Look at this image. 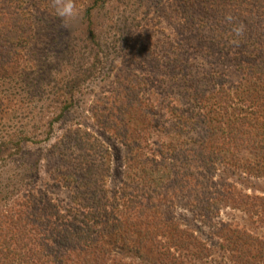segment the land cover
<instances>
[{
    "label": "rangeland",
    "instance_id": "1",
    "mask_svg": "<svg viewBox=\"0 0 264 264\" xmlns=\"http://www.w3.org/2000/svg\"><path fill=\"white\" fill-rule=\"evenodd\" d=\"M45 1L46 6L39 7L28 0L26 40L19 47L24 74L17 80L19 72L3 73L0 68V99H5L0 101V141L11 143L0 154V224L16 237V244H5L12 246V253L1 252V264L10 257L17 258V264L32 258L39 240L34 219L53 212V204L68 207L69 185L55 177L75 171L58 154L60 149L65 154L69 149L82 152L85 144L75 131L91 135L109 152L106 194L125 180L126 147L100 126V119L117 124L121 133L140 135L142 155L172 142L178 113L186 112L188 119L195 120L181 130L193 140L205 135L197 121L200 114L215 124L231 115L258 118L244 111L243 95L263 97L252 111H258L264 122V0H75L80 14L68 28L52 14V0ZM196 23L204 24L197 28ZM236 29H242L239 35ZM212 40L228 51L225 59H216L220 54L210 45ZM243 49L262 62L261 73L251 81L232 59ZM3 57L0 54V63ZM210 70L224 87L212 92L207 86L205 96L191 94L186 99L180 92L182 75ZM226 95L233 98L232 106L223 104ZM139 97L145 101L138 118L144 124L128 128V120L121 121L135 117ZM129 106L132 114H123ZM174 108L180 109L175 115ZM67 135L71 137L67 145H60ZM85 148L93 151L91 146ZM248 161L238 157L228 165L216 163L207 171H192L182 182H167L170 185L163 188L177 193L171 200L174 205L169 209L161 205L162 211L154 209L152 215L171 217L170 231L149 227L144 232L136 220L133 237L87 247L56 235L61 256L47 264H264V173L246 172ZM227 185L234 199L239 198L238 204L228 200L207 212L209 195ZM137 187L134 200L142 204L136 208L141 211L151 198L141 199L148 186L138 183Z\"/></svg>",
    "mask_w": 264,
    "mask_h": 264
},
{
    "label": "trees",
    "instance_id": "2",
    "mask_svg": "<svg viewBox=\"0 0 264 264\" xmlns=\"http://www.w3.org/2000/svg\"><path fill=\"white\" fill-rule=\"evenodd\" d=\"M29 2L30 5L32 2V4L39 7L46 6L45 0H29ZM29 2L28 0H0V54L4 55L0 68L3 73H7V70L19 72L16 75L17 80L25 71L23 62L20 61L19 47L26 40V33L23 31V28L29 20ZM203 24L196 23L195 27L201 28ZM194 37H197V34ZM218 37L227 38L221 33H218ZM214 42L212 40L210 45L214 47L215 52L218 51L220 54L216 59H225L223 55H228V51L220 44L216 46L213 44ZM238 54L239 56L235 54L232 57L235 66L237 70L243 71L248 76V81H251V78L261 73L259 68L262 62L253 60L249 51L244 50ZM15 57L19 61H14ZM173 57L178 59L176 60L177 62L180 61L176 57V54H173ZM182 76L179 79L181 83L180 92L187 95V97L185 96L186 99H189L191 94H195L194 97L196 98H198V93L205 96L208 92L207 86L210 87V91L212 92L217 91L218 86L219 88L224 87V82L217 81V75L213 70L195 75L189 74L188 71ZM173 80H175L174 77ZM1 98V102L2 100L5 101L4 96ZM140 98L142 97H139V100H137L139 104H137L136 108L134 107L133 114H136L135 117L123 118L121 121L122 123L124 120H128V128H134L139 123L144 124L141 119H138L144 108L141 105L145 103ZM224 98L227 100L223 102L224 105L229 107L234 104L231 96L227 97L226 95ZM259 98L263 97L243 95V99L240 102L243 104L244 111H251V115L258 116V118L252 119L248 116V113L244 115H231L225 121L222 120L218 123L215 121V124L213 122L214 119L209 120L202 117L201 115L203 114H200L199 117L201 119L197 121L204 126L205 135L197 140L185 137L181 132L186 125L192 124L195 120L188 119L189 117L185 116V114H188L186 112L178 113L179 108L172 109V114H180L176 115L175 118L174 127L176 131L173 132V136L171 135L172 142L163 143L154 150H150L146 155L141 154L140 135L132 136L128 132L121 133L117 124H111L105 119H100L103 120L98 121L100 126L105 131L121 138L122 143L126 147V159L123 163V168H125L123 177L125 180L121 179L120 187L113 193L108 192L105 194L106 165L108 166V164H105V161L109 160V152L99 142L95 141L91 135L80 130L75 131L74 135L76 138H80L85 147L91 146L93 151L83 146H81V153H72L70 149L68 152L66 151L67 154L62 153L61 149L58 151L62 161L70 164L73 170H75L74 172L65 174L57 173L55 177V179H59V181H63L69 185V205L67 208L61 209V206L53 204L51 210H54L53 212L49 215H44L45 217L43 218L39 217V221L37 218L34 219V222L40 227H37L39 236L38 247L36 252L31 255L32 258L26 259L24 264H47L53 260H58L61 256V247H59V243L55 239L57 238L56 235H64L68 243H76V246L87 247L98 245L101 241L102 243L111 245L112 243L133 237L136 232L132 227L136 225V220L140 223V228L144 232L145 229L147 232L149 227H153L150 229H162L165 232L170 231L173 225L171 217H168L167 214L155 216L154 214L152 215V211L156 209V212L160 213L163 207L160 210L159 206L162 205L168 209L173 206L174 204H171V200L174 196H177L176 190L164 189L163 187L170 185L167 182L177 180L182 182L186 176L192 174V171H207L216 163H219L218 165H228L238 157H246L249 160L244 166L246 172L254 176L263 175L264 122L262 119H259V115H257L259 114L258 111H252L253 106L258 108L256 104ZM126 108L127 110L122 113L131 115L132 107ZM70 139V135H67V138L61 140L60 145L66 146ZM63 142L65 144H62ZM8 144L11 143L7 140L0 141V154L4 152ZM56 147H53V149H56ZM72 159L75 163H70ZM253 163L254 165H252ZM138 183H144L146 187L148 186L142 192L141 199L151 198V201L144 204L141 211L136 208L141 207L142 204L140 206L134 200L139 194L137 193V189L139 188L137 187ZM159 183L161 186H159ZM159 188L160 191L158 192L157 189ZM230 188L232 187L227 185L220 190L216 189L212 195H209L207 207L204 206V209L207 212L211 208L212 211L220 209L221 206L227 204L226 201L228 200H232L233 204L237 205L239 198L234 199V193ZM162 190L164 192H161ZM214 193L216 194L213 195ZM240 195L238 194L239 197ZM139 196H141V193ZM246 197L250 198L247 195ZM156 200L159 203H153ZM240 200L243 201V198L240 197ZM46 202L52 204L51 201ZM50 204L48 203V205ZM244 204L239 205L242 206ZM59 209L63 211L61 214L59 213ZM135 211H140V214H135ZM71 212L80 213V217ZM254 214H256L255 211ZM152 220L154 221L152 222ZM71 221L74 223H71ZM2 225L4 223L0 224V253L4 251H6V254L12 253V246H6L5 244H16L15 236L14 234L8 235L7 228L4 226L3 229ZM145 234L147 235V233ZM112 236L118 238L112 239ZM45 257L50 258L49 261L45 260ZM35 258H37L36 261ZM5 260L8 262L3 264H17L18 261L15 257H10V261L8 258Z\"/></svg>",
    "mask_w": 264,
    "mask_h": 264
},
{
    "label": "clouds",
    "instance_id": "3",
    "mask_svg": "<svg viewBox=\"0 0 264 264\" xmlns=\"http://www.w3.org/2000/svg\"><path fill=\"white\" fill-rule=\"evenodd\" d=\"M52 14L60 20L61 26L68 28L79 16L75 0H52ZM242 29H236L239 35Z\"/></svg>",
    "mask_w": 264,
    "mask_h": 264
}]
</instances>
